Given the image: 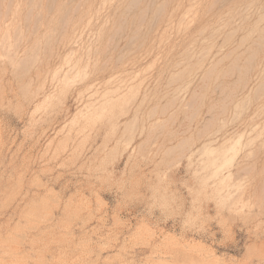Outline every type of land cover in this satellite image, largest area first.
Instances as JSON below:
<instances>
[{
    "label": "rangeland",
    "instance_id": "374dc122",
    "mask_svg": "<svg viewBox=\"0 0 264 264\" xmlns=\"http://www.w3.org/2000/svg\"><path fill=\"white\" fill-rule=\"evenodd\" d=\"M0 264H264V0H0Z\"/></svg>",
    "mask_w": 264,
    "mask_h": 264
},
{
    "label": "bare ground",
    "instance_id": "6f19581e",
    "mask_svg": "<svg viewBox=\"0 0 264 264\" xmlns=\"http://www.w3.org/2000/svg\"><path fill=\"white\" fill-rule=\"evenodd\" d=\"M164 261V260H163Z\"/></svg>",
    "mask_w": 264,
    "mask_h": 264
}]
</instances>
